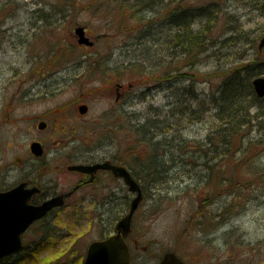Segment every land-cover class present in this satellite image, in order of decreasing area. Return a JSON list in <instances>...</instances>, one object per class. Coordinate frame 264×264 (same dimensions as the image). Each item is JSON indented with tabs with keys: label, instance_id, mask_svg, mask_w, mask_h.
<instances>
[{
	"label": "rangeland",
	"instance_id": "obj_1",
	"mask_svg": "<svg viewBox=\"0 0 264 264\" xmlns=\"http://www.w3.org/2000/svg\"><path fill=\"white\" fill-rule=\"evenodd\" d=\"M262 1L0 0V104L13 96L15 113L27 109L33 124L42 112L75 98L89 106L88 118L106 116L111 98L97 90L106 80L105 68L122 63L128 136L118 132L113 142L120 152L122 143L129 145L133 176L144 186L127 238L134 264L157 262L171 251L189 264H264V99L251 107L246 115L251 123L226 153L218 145L224 121L216 117L214 104L200 101L181 116L185 110L176 105L175 86L188 80L169 81L173 67L181 68L179 73L194 75L196 92L204 96L214 93L218 78L205 83L201 74L237 66L241 58L264 60V48H250L251 39L264 34ZM214 2L213 21L196 18L190 26L193 33L207 30L214 43L210 40L208 50L193 60L177 55L167 22L171 9ZM77 26L86 27L90 40L99 37L94 48L77 45ZM231 33L234 38L226 42ZM242 34L247 41H237ZM25 71L34 75L28 82L32 86L36 81L33 95L43 96L26 105L19 100L26 89L19 83ZM8 79L11 85L3 89ZM17 115L13 125L0 129L2 146L13 134L18 144L24 140V123ZM90 136L81 132L78 138ZM210 148L219 151L220 160H207L204 169L202 151ZM152 160L161 163L160 172L148 173ZM133 196L125 191L71 198L66 205L75 207L60 209L24 234L25 249L33 250V243L39 248L34 258L22 262L72 260L77 256L67 254L71 248L85 256L90 242L114 232ZM105 201L109 203L102 207L94 205ZM46 225L56 230L49 246L38 242ZM13 256L6 264H18Z\"/></svg>",
	"mask_w": 264,
	"mask_h": 264
},
{
	"label": "flooded vegetation",
	"instance_id": "obj_2",
	"mask_svg": "<svg viewBox=\"0 0 264 264\" xmlns=\"http://www.w3.org/2000/svg\"><path fill=\"white\" fill-rule=\"evenodd\" d=\"M85 35L87 36L86 27ZM76 40L78 43V38ZM96 40H91V45L79 43L77 45L85 50L94 48ZM105 69L106 80L97 91L107 93L112 104L108 114L103 118H88L90 108L86 103L79 102L80 98L71 99L66 105L57 106L58 109L42 112L43 116H36L39 120L34 124L31 122L32 118L27 109L23 108L24 110L18 115L15 113L13 96L2 100L0 104V129L5 125H13L16 115L24 123L22 130L24 140L21 145L17 143L18 140L14 138V134L5 140L3 146L0 143V193L16 190L17 199L26 200V203L32 207H38L52 198L61 197L63 201L60 207L51 208L44 217L31 223L21 235L22 246L24 234L38 227L42 220H48L47 218L52 217L60 209L75 207L73 204L66 205L71 198L98 192L109 194L130 192V187L123 177L117 176L109 168H94L96 165L107 163L112 167H121L137 182L141 190L144 187L133 176L129 145L122 143V152H120V146L113 142V139L118 137V132L125 137L128 136L122 63L119 62L118 66H108ZM28 73L25 71L22 75L19 74V83L21 86H26V89L22 90V96L18 99L20 104L25 105L29 101L43 97L33 95V86L36 81L29 86L28 82L33 80L34 75ZM166 76H168L167 73H165ZM10 85L8 79L3 89L9 88ZM89 122L92 126L88 128ZM81 132L91 135L90 139L86 141L79 139ZM52 136L56 137L51 140ZM36 143L38 145L34 149L32 146ZM105 203L109 201L95 202L94 205L102 207ZM127 244L129 246V242ZM178 258L182 263L189 264L188 260L181 259L179 256ZM131 263H133L132 256ZM151 264L161 263L157 261Z\"/></svg>",
	"mask_w": 264,
	"mask_h": 264
},
{
	"label": "trees",
	"instance_id": "obj_3",
	"mask_svg": "<svg viewBox=\"0 0 264 264\" xmlns=\"http://www.w3.org/2000/svg\"><path fill=\"white\" fill-rule=\"evenodd\" d=\"M215 2L214 3H208V4H197L188 6L185 4H182V6L174 7L171 9L172 12L168 17V23L170 26V30L173 33V43L175 46H173V50L178 49V52H176L179 56H186L187 60H193L191 58H194L195 55L203 54L205 51L208 50V46L210 44L211 38L209 35H206L205 33L207 30L204 28L201 31L198 32H192L190 26L191 22H193L196 18L199 19H207L208 21H213L210 16H214L215 11ZM260 9V13L264 15V0L262 1V4L258 6ZM257 7V8H258ZM204 27V25H203ZM183 32V34H182ZM264 33V31L262 32ZM262 35V34H260ZM260 35L257 38L251 39L250 41V48H254L257 45V39H259ZM241 36V35H240ZM237 36V41H247V36H244L242 34V37ZM232 33L228 36H226L225 41L231 40ZM243 38V39H242ZM211 40V44L214 42ZM193 49H199L197 52L193 53ZM172 50V51H173ZM257 50V49H256ZM171 51V53H172ZM199 56V55H198ZM175 58L173 55L172 59ZM247 59V58H246ZM245 58H241L239 64L237 66H230L228 69H219L215 70L214 72H211L210 74H201L200 81L202 79V82L207 83L209 80H214L218 78V84L216 87V90L214 93H207L203 96L202 93H197V86L194 81V75H189L187 73H179V70L181 68H174L172 70V82L180 83L183 82V80H188L185 85L179 84L175 86V93L174 98L176 99V105L182 106V109L185 110L179 111V114L181 116L187 115V109H191L193 104H199L201 101L204 105L205 102H211L214 104V107L216 109V117L220 120L224 121L223 126H221V129L223 132L219 134V144L224 148L225 152L228 153L230 151V148L234 141H238V135L242 131L244 126H248L251 122L247 119L248 116H246L251 107L256 106L257 102L262 101V99L258 98L256 94L253 92L251 80L254 77H257L258 75H261V73H264V60H249L247 61ZM189 62V61H188ZM191 64L190 62L188 63ZM192 66V65H191ZM225 70V71H224ZM224 71V72H223ZM178 73V74H177ZM174 74V75H173ZM188 77V78H186ZM192 80V81H191ZM204 101V102H203ZM261 108V107H260ZM193 111V110H191ZM190 111V112H191ZM189 112V115H190ZM178 113V111H177ZM191 116H194L196 113H191ZM190 118V117H188ZM156 127V121H153L152 125L148 127L151 131L155 130ZM158 135V134H155ZM155 135L153 138H155ZM213 144L212 141H210L207 145ZM184 146L180 143V148H183ZM221 148V149H222ZM188 149V148H187ZM202 151V150H201ZM187 152V151H186ZM194 150L192 151V154H194ZM204 153L203 155V167L204 169H207V160L210 161H217L219 159V151H216L215 148L209 149V151H202ZM181 155L182 152H181ZM161 155H158L160 157ZM230 156L227 154V157ZM164 157H167V154H164ZM223 157V156H221ZM209 158V159H207ZM224 158V157H223ZM161 159V157H160ZM220 160V159H219ZM190 163H194L192 158H189ZM182 165L185 164L183 160L181 159ZM150 167L148 169V173H157L158 170H160L161 163L155 160H152L150 163ZM192 169V168H191ZM190 169V170H191ZM151 172H150V171ZM160 172V171H158ZM42 220L40 223L42 224ZM55 231L54 227L51 225L43 226L42 230V237L38 241L42 245L52 244V241H54L55 238ZM37 243H33V250H30V247L28 249H25L23 247L18 253L14 254L13 257L17 258L16 261L18 264H24L22 261L30 260L31 258H34L38 253V245H35ZM69 256H72L73 254L77 257L70 260L67 257H64L62 262L56 263L57 260L52 261L50 264H79L82 262V259L84 256H82L79 252H77L74 248L67 249L66 250ZM19 256L21 258L19 259ZM31 256V257H30ZM60 259V258H59ZM11 258L8 259L10 261ZM7 261V262H8ZM5 262L4 264H6ZM22 262V263H19ZM49 262V261H48ZM31 263V262H30ZM28 263V264H30ZM42 264V263H41ZM46 264H48L46 262Z\"/></svg>",
	"mask_w": 264,
	"mask_h": 264
},
{
	"label": "water",
	"instance_id": "obj_4",
	"mask_svg": "<svg viewBox=\"0 0 264 264\" xmlns=\"http://www.w3.org/2000/svg\"><path fill=\"white\" fill-rule=\"evenodd\" d=\"M74 34L78 37L79 44L91 45L92 41L85 36L83 26H77ZM264 47V34L260 37L257 50ZM254 93L258 98L264 97V76L256 77L251 81ZM36 143L32 147L36 149ZM109 168L117 176L123 177L130 187V192L135 194L130 202L128 211L115 224L114 232L103 239L92 241L85 252L81 264H131L130 252L125 242L130 233L132 217L137 207L143 200L142 191L137 182L121 167L109 166L107 163L96 165L94 168ZM80 169L81 167H74ZM16 190L0 193V264L8 259V256L19 251L21 246V234L25 232L32 222L44 217L53 207H60L62 198H52L38 207H32L26 200L17 199ZM161 264H184L174 253H166L160 260Z\"/></svg>",
	"mask_w": 264,
	"mask_h": 264
}]
</instances>
